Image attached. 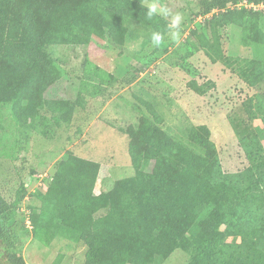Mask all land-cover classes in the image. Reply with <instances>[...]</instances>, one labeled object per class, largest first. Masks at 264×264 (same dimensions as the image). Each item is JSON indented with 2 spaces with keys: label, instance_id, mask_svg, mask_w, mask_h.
I'll return each instance as SVG.
<instances>
[{
  "label": "trees",
  "instance_id": "trees-1",
  "mask_svg": "<svg viewBox=\"0 0 264 264\" xmlns=\"http://www.w3.org/2000/svg\"><path fill=\"white\" fill-rule=\"evenodd\" d=\"M120 1L118 8L117 0H0V105L17 106L27 100V106L34 109L45 101L56 79L41 70L39 61L48 57L53 46L72 40L86 42L94 35L103 37L106 29L121 46L123 23L162 26V18L149 19L147 8L139 2ZM244 2L264 4V0H198L202 16L216 13L204 20L202 30L188 36L187 43L254 87L264 81V58L225 56L218 33L235 25L252 43L263 41L259 12L231 10ZM30 56L35 58L30 60ZM187 87L204 96L214 83L191 81ZM45 107L46 116L55 123L71 119L69 100L46 101ZM241 107L228 122L249 164L241 174L243 192L263 194L264 127L253 122L264 123V98L254 96ZM28 123L44 121L29 116L24 125ZM125 135L134 175L115 181L106 193L95 192L99 164L73 154L59 161L46 192L37 195L40 208L31 212V223L45 243L55 238L82 243L85 264H162L176 250L191 255L188 264H264V222L246 223L236 216L234 203H241L240 191L221 172L209 128L187 121L184 127L168 132L148 108L138 126ZM24 197L22 190L10 202L0 193V225L9 223ZM98 212L103 214L96 217ZM0 232L7 264H26L12 252L8 236Z\"/></svg>",
  "mask_w": 264,
  "mask_h": 264
},
{
  "label": "rangeland",
  "instance_id": "rangeland-1",
  "mask_svg": "<svg viewBox=\"0 0 264 264\" xmlns=\"http://www.w3.org/2000/svg\"><path fill=\"white\" fill-rule=\"evenodd\" d=\"M131 1L146 8L155 2L158 8L163 4L172 12L182 13L179 44L171 40L168 18L158 15L162 26L156 29L141 21L123 23L121 46L112 41L107 29L103 37L94 35L86 42L72 40L53 46L48 57L39 61L41 70L56 79L45 101L34 109L27 106V100L17 106L0 105V193L13 202L18 193L25 191L24 199L15 206L9 223L0 225V231L8 236L12 252L26 264H85L82 243L64 238L45 243L42 233H36L31 212L41 206L37 195L46 192L59 161L68 154L100 165L97 194L109 191L115 181L133 176L125 132L138 126L148 108L154 110L160 127L168 132L184 127L187 121L209 128L221 172L240 191L241 203H234L236 216L246 223L264 222V193L243 192L241 174L249 164L228 122L229 116L240 113L244 102L254 96L264 98V81L250 87L232 69L220 62L212 63L203 51L188 46V36L202 30L204 20L216 13L202 16L198 0ZM121 2L117 0L115 5L119 8ZM243 8L259 12L258 26L264 36V4L244 2L231 10ZM153 31L164 37L159 47L151 45ZM218 33L225 56L237 60L264 58V38L252 43L235 25ZM34 58L30 56V60ZM191 81L212 82L214 88L198 96L187 87ZM34 98L38 99L36 95ZM66 100L72 105L70 120L63 118L55 123L46 116V101ZM29 116L41 117L44 124L24 125ZM253 124L264 127L262 120ZM262 145L264 148V140ZM6 257L0 243V264H7ZM190 259L188 252L176 250L162 264H188Z\"/></svg>",
  "mask_w": 264,
  "mask_h": 264
},
{
  "label": "clouds",
  "instance_id": "clouds-1",
  "mask_svg": "<svg viewBox=\"0 0 264 264\" xmlns=\"http://www.w3.org/2000/svg\"><path fill=\"white\" fill-rule=\"evenodd\" d=\"M147 17L151 19L153 16L159 15L168 18L167 30L171 33V40L179 44L180 28L183 20V14L179 11L172 12L166 5L161 4L158 8L157 3L153 2L147 5ZM164 37L161 32L153 31L150 36L151 45L159 47Z\"/></svg>",
  "mask_w": 264,
  "mask_h": 264
}]
</instances>
